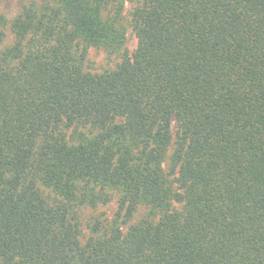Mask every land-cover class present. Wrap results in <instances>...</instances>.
I'll use <instances>...</instances> for the list:
<instances>
[{
	"label": "trees",
	"instance_id": "trees-1",
	"mask_svg": "<svg viewBox=\"0 0 264 264\" xmlns=\"http://www.w3.org/2000/svg\"><path fill=\"white\" fill-rule=\"evenodd\" d=\"M112 1L48 0L11 20L0 264H264V0H141L134 49L91 73L78 42L125 44L123 2L103 16ZM73 127L88 132L70 142ZM109 190L115 218L81 243L78 209Z\"/></svg>",
	"mask_w": 264,
	"mask_h": 264
},
{
	"label": "rangeland",
	"instance_id": "rangeland-1",
	"mask_svg": "<svg viewBox=\"0 0 264 264\" xmlns=\"http://www.w3.org/2000/svg\"><path fill=\"white\" fill-rule=\"evenodd\" d=\"M48 0H0V15L4 16L5 21L0 24V49L12 45L14 33L11 28V20L18 15L22 8L31 4L42 5ZM119 2H123L121 14L118 17V25L123 28L125 34V44L121 49H111L105 45H92L84 42H78L75 45L77 54L84 55V68L91 73H101L115 68L121 61L123 54L132 51L136 45V38L131 27V12L141 0H113L103 11L106 19L116 17L115 10ZM88 130L80 127H73L67 130V138L70 142H78ZM44 194L49 197L52 195L49 189H43ZM110 199L105 202H99L95 205L86 204L78 209L79 222L81 227L80 242L84 243L90 236L88 223L99 221L104 227L109 225L115 218L118 210L119 193L115 190H109ZM147 213L145 205H139L132 218L127 224L122 226L125 231L127 225L141 220Z\"/></svg>",
	"mask_w": 264,
	"mask_h": 264
}]
</instances>
